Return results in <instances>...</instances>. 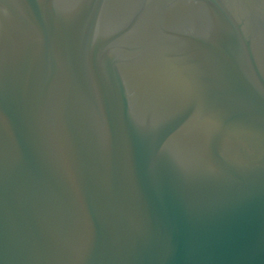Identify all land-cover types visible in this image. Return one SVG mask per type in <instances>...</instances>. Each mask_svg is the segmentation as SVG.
Segmentation results:
<instances>
[{
	"label": "water",
	"instance_id": "95a60500",
	"mask_svg": "<svg viewBox=\"0 0 264 264\" xmlns=\"http://www.w3.org/2000/svg\"><path fill=\"white\" fill-rule=\"evenodd\" d=\"M0 264H264V0H0Z\"/></svg>",
	"mask_w": 264,
	"mask_h": 264
}]
</instances>
